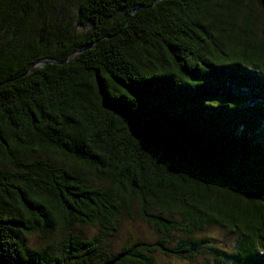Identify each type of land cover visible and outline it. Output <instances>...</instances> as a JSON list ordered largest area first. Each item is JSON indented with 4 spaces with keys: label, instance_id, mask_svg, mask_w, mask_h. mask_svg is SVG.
Returning a JSON list of instances; mask_svg holds the SVG:
<instances>
[{
    "label": "trees",
    "instance_id": "trees-1",
    "mask_svg": "<svg viewBox=\"0 0 264 264\" xmlns=\"http://www.w3.org/2000/svg\"><path fill=\"white\" fill-rule=\"evenodd\" d=\"M263 138L264 0H0V264H264Z\"/></svg>",
    "mask_w": 264,
    "mask_h": 264
},
{
    "label": "rangeland",
    "instance_id": "rangeland-1",
    "mask_svg": "<svg viewBox=\"0 0 264 264\" xmlns=\"http://www.w3.org/2000/svg\"><path fill=\"white\" fill-rule=\"evenodd\" d=\"M264 142V138H263ZM94 182L96 179L93 176L88 175ZM134 209V218L128 219L125 223L122 224L116 238H114L115 245L121 246L123 243L128 241V239L137 240L140 239L142 241L148 242L150 244H154L158 241V237L156 234L148 227L147 224L143 223L139 218V209L137 206L133 207ZM96 229L89 228L85 230V233L90 237L95 234ZM204 238L205 240H209L210 243L215 245L217 249H225L226 251H230V249L234 245L235 236L229 234L225 229L218 227L208 228L204 235H198L196 239L200 240ZM43 238L40 235H36L29 239V246L31 248H39L45 247L51 243L52 237L47 240H42ZM185 237L181 235H174L171 239L170 248H174L176 245H180ZM201 254H199L196 259L193 261L188 260H180L175 257H165L161 253L156 254V264H215L214 256L206 249L201 250Z\"/></svg>",
    "mask_w": 264,
    "mask_h": 264
}]
</instances>
